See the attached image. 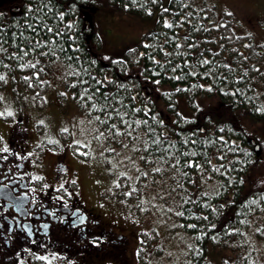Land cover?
Masks as SVG:
<instances>
[{
	"label": "trees",
	"instance_id": "16d2710c",
	"mask_svg": "<svg viewBox=\"0 0 264 264\" xmlns=\"http://www.w3.org/2000/svg\"><path fill=\"white\" fill-rule=\"evenodd\" d=\"M161 5L162 0H0V47L6 50L0 52V76L4 77L0 85L7 78L13 81L18 77L23 84L45 90L50 73L60 66L72 102L99 134L110 124L123 130L115 113L108 123L100 124L94 118L107 119V113L94 110L87 97L80 98L85 88L90 89L88 95L96 92L92 77L104 81L94 96L98 104L103 103L104 93H110L108 99L126 112V119L148 121L160 136L162 147H167L165 138L175 142L170 153L173 159L154 164L140 156L155 161L156 145L150 155L133 151L127 136L105 132L103 137L93 138L106 147V153L112 146L117 154L131 149L134 167L149 174L145 178L136 171L132 186L139 187L137 181L140 187L152 182L167 185L177 200V212L184 213L176 215L178 226L192 237L191 251L183 264H255L256 252L249 236L264 239V129L260 132L251 127L264 118V46L238 43L233 34H228L231 29L224 16L217 19L215 6L205 0H170L166 12L173 27L165 26L161 14L153 30L128 48L123 58L104 51L95 24L97 9L117 8L147 18ZM45 26L52 31L47 32ZM57 31L62 35L56 36ZM50 39L56 44L19 58L21 50L30 48L36 40L46 43ZM192 44L195 46L189 47ZM61 47L64 51L58 50ZM49 48L57 50L59 60L51 54L39 55ZM67 56L73 59L69 61ZM37 59L36 68L21 66ZM204 59L211 63L202 65ZM72 70L79 72V77L66 74ZM148 125L136 130L140 136L136 147L142 148L143 142L152 138L147 135ZM123 143L129 147L123 148ZM184 152L196 155H181ZM176 157L181 165L193 161L201 167L177 171L169 166ZM155 167L163 171L154 173ZM133 196L140 197L132 193L122 198L130 202ZM119 259L125 260L124 255Z\"/></svg>",
	"mask_w": 264,
	"mask_h": 264
},
{
	"label": "rangeland",
	"instance_id": "374dc122",
	"mask_svg": "<svg viewBox=\"0 0 264 264\" xmlns=\"http://www.w3.org/2000/svg\"><path fill=\"white\" fill-rule=\"evenodd\" d=\"M169 1L162 0V5L147 18L131 16L117 8L97 9L95 24L102 37L104 51L123 58L128 48L153 30L161 14L164 22L170 23L171 16L164 11L168 9ZM205 3L216 6L214 13L219 16L217 19L222 15L225 21H230L232 32L229 30L228 34H233L238 43L247 40L250 43L252 40V46H264V0H205ZM63 78L64 70L58 66L47 78L45 90L23 84L18 77L13 81L7 78L0 85V113H3L0 115V150L8 148L7 130L20 117L35 136H30L29 142L23 145L32 159L38 183L45 180L54 167L56 155L67 156L70 168L77 171L78 188L76 185L75 188L79 195L104 222L113 224L117 231L129 237L130 244L126 249L128 264H183L191 251L192 237L178 226L177 200L165 183L152 182L140 187L137 181V188L130 184L137 178L136 160L132 159L131 149L121 154L107 151L110 153L107 154L106 147L95 143L93 138L99 134L94 124L72 103ZM258 123L251 128L262 132L264 118ZM81 144L85 146L80 147ZM110 149L116 150L114 146ZM132 188L136 189V193H132H138L140 197L133 196L134 199L127 202L128 199L122 196L126 197L125 193ZM249 238L257 253L254 257L257 264H264V239L254 235ZM95 259L109 264L122 263L110 255Z\"/></svg>",
	"mask_w": 264,
	"mask_h": 264
},
{
	"label": "flooded vegetation",
	"instance_id": "af4514ba",
	"mask_svg": "<svg viewBox=\"0 0 264 264\" xmlns=\"http://www.w3.org/2000/svg\"><path fill=\"white\" fill-rule=\"evenodd\" d=\"M21 124L19 118L7 151L0 150V264H109L95 259L106 255H125L120 261L127 264L129 241L114 226H104L79 195L77 171L67 156L56 155L54 167L38 183L23 145L32 134Z\"/></svg>",
	"mask_w": 264,
	"mask_h": 264
},
{
	"label": "snow or ice",
	"instance_id": "6c2138e0",
	"mask_svg": "<svg viewBox=\"0 0 264 264\" xmlns=\"http://www.w3.org/2000/svg\"><path fill=\"white\" fill-rule=\"evenodd\" d=\"M164 11L166 12V11H168V9L165 8ZM165 26L169 27V28L173 27V25L171 23L167 22V21H165ZM69 27H71V25H69ZM45 28H46L47 32H51L52 31V29L51 28H47V26H45ZM55 35L56 36H60V35H62V33L57 31L55 33ZM2 44H3V41L0 40V45H2ZM49 44L55 45L56 41L54 39H50L48 42L45 43V42H42V40H36L30 46V48L21 50V55H20L19 58L23 59V57L28 56L30 53H35L37 49L45 48ZM145 46L147 47V45H145ZM194 46H195V44H192L189 47H194ZM178 47H180V46L178 45ZM58 50L59 51H64L63 47L59 48ZM4 51H6V50L3 49L2 47H0V52H4ZM50 54L55 58V60H59L60 57L57 56V50H55L53 48H49L48 51L39 53V55H42V56H48ZM11 55L12 54H10V58H11ZM66 59L71 61L73 59V57L67 56ZM55 60H54V62H55ZM200 63L202 65H207V64H210L211 62L209 60H207V59H204ZM38 64H39V60L37 59V60H35V62L26 61L21 66L22 67L36 68ZM68 67H69V69H72V65L71 64H69ZM224 67L230 69L229 65H224ZM172 70L175 71L176 69L173 68ZM40 71H43V68H41ZM256 71H259V69H256ZM66 74H70V75L77 76V77H79V75H80V73L75 71V70H72L70 73H66ZM35 75L38 78V73H36ZM245 75H247V73H245ZM0 79H4V77L0 76ZM26 79H31V78L30 77H26ZM92 79L96 80V92L93 93L92 95H88L90 89L89 88H85L84 89V94L80 98L83 100V99H85V97H87V101L92 102V108L94 110L107 113V119H101L100 116H96L94 119L96 121H98L100 124H105V123H108L109 120L113 119V115L112 114L115 113V117L118 118L120 123L123 125V130H121V128L117 124H110V126L107 129H105V132H107L110 135H114V136H121V137L127 136L130 139V142H131V145H132V150L136 151V152H148L151 155L152 154V146L156 145L157 147H156L155 151L157 153V159L155 161L149 160L148 156H140V159L145 161L146 163H154L155 164V163H157V161H159L160 163H166V162L172 160L173 156L170 153H171V150L175 148V142L168 141L165 138V143L167 144V147H162L161 146L160 136L155 134L154 129L150 125H148V121L147 120L140 121V120H135V119H126L125 118L126 117V112L122 113L120 111V108L114 107L113 106V102L108 99V97L111 95L110 93H104L103 94V103L102 104H98V102L96 100H94V96H97L99 94V88H100V86L104 85V81L97 80L96 77H92ZM175 79L179 80L180 77H175ZM78 82L79 83H85V84L88 83V81H86V80H84V81L78 80ZM157 83H159V81H157ZM75 86H76V84L74 83L72 85V87H75ZM207 90L211 91L212 89L208 88ZM177 91H180V89H177ZM232 94L235 95L236 93L234 92ZM133 99H135V98L133 97ZM132 111L133 112H139L141 110L140 109H133ZM8 114L11 115V113H8ZM0 115H3V113H0ZM145 115L146 116L148 115V111H145ZM153 119H155V117H153ZM142 124L143 125H148V127H147V135L152 137V138L150 140H145L143 142V147L141 148V147H136V141H138L140 139L139 133L136 132V130ZM64 131H67V129H65ZM105 132H100L99 135L97 136V139H99L100 137H103L105 135ZM134 132H136V135H133ZM77 143H79V142H77ZM193 143H195V141H193ZM84 146L85 145H83V144L80 145V147H84ZM122 147L123 148H128L129 144L128 143H123ZM4 151H7V148H5ZM108 151L115 152V149H108ZM162 153H169V155H164ZM79 154L85 155V153H79ZM181 155H183V156H188V155L195 156L196 153L195 152H192V153L184 152ZM128 159L131 160V157H129ZM220 159H223V157H220ZM133 163H134V161H133ZM169 166L171 168H173V169H177V171H179L182 167H196L198 169L201 167V165L195 164L193 161H186L184 165H181L180 164V159L178 157H176L175 158V162L170 163ZM213 170L215 171L217 169L214 168ZM136 171L138 173H140L145 178H147V176L149 175L147 172H143L139 168H137ZM162 171H163V169H161L160 167H155L153 169L154 173H161ZM121 175H126V174L122 173ZM181 175L187 176L188 173L187 172H181ZM119 186L120 185L117 184V187H119ZM135 191H136V189L132 188L131 191L125 193V195L131 196L132 192H135ZM203 195H207V194L204 193ZM262 199H264V196H262ZM187 202L188 201L186 200L185 203H187ZM142 203H143V201H142ZM251 203L255 204L256 201L253 200V201H251ZM169 211H171V209H169ZM176 215L183 216L184 213L183 212H177ZM204 219H207V217H204ZM181 227H183V225H181ZM189 227H195V225H189ZM38 258L43 259V257H38Z\"/></svg>",
	"mask_w": 264,
	"mask_h": 264
},
{
	"label": "water",
	"instance_id": "95a60500",
	"mask_svg": "<svg viewBox=\"0 0 264 264\" xmlns=\"http://www.w3.org/2000/svg\"><path fill=\"white\" fill-rule=\"evenodd\" d=\"M258 149V147H256Z\"/></svg>",
	"mask_w": 264,
	"mask_h": 264
}]
</instances>
